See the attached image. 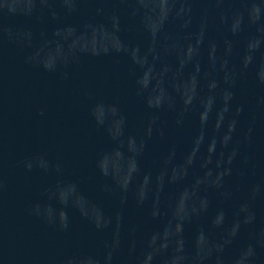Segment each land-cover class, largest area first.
Here are the masks:
<instances>
[{
    "label": "water",
    "instance_id": "95a60500",
    "mask_svg": "<svg viewBox=\"0 0 264 264\" xmlns=\"http://www.w3.org/2000/svg\"><path fill=\"white\" fill-rule=\"evenodd\" d=\"M236 0H0V264H94Z\"/></svg>",
    "mask_w": 264,
    "mask_h": 264
}]
</instances>
